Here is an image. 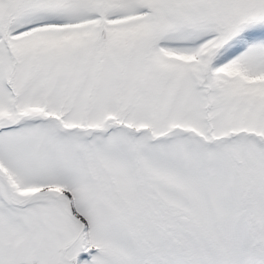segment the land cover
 Instances as JSON below:
<instances>
[{
  "label": "snow or ice",
  "instance_id": "obj_1",
  "mask_svg": "<svg viewBox=\"0 0 264 264\" xmlns=\"http://www.w3.org/2000/svg\"><path fill=\"white\" fill-rule=\"evenodd\" d=\"M0 264H264V0H0Z\"/></svg>",
  "mask_w": 264,
  "mask_h": 264
}]
</instances>
